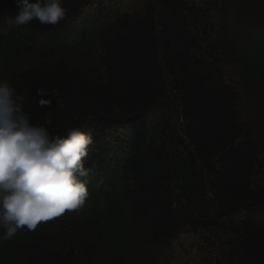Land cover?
I'll return each instance as SVG.
<instances>
[{"label":"trees","instance_id":"1","mask_svg":"<svg viewBox=\"0 0 264 264\" xmlns=\"http://www.w3.org/2000/svg\"><path fill=\"white\" fill-rule=\"evenodd\" d=\"M64 2L0 32V81L31 122L92 132L89 196L0 264H264V0Z\"/></svg>","mask_w":264,"mask_h":264},{"label":"clouds","instance_id":"2","mask_svg":"<svg viewBox=\"0 0 264 264\" xmlns=\"http://www.w3.org/2000/svg\"><path fill=\"white\" fill-rule=\"evenodd\" d=\"M18 11L8 15L0 32L38 20L57 25L65 19L64 0H15ZM47 90L38 89V95ZM22 98L7 81H0V241L11 240L21 229L35 231L42 222L65 211L83 208L89 196L92 168L85 160L94 145L91 131H49L52 123H33L22 111ZM41 98L39 104L47 106Z\"/></svg>","mask_w":264,"mask_h":264},{"label":"rangeland","instance_id":"3","mask_svg":"<svg viewBox=\"0 0 264 264\" xmlns=\"http://www.w3.org/2000/svg\"><path fill=\"white\" fill-rule=\"evenodd\" d=\"M261 40V39H260ZM188 243V241H186L185 243H184V246L186 245ZM177 253H178V255L179 254H184V252H183V249L181 248V247H177Z\"/></svg>","mask_w":264,"mask_h":264}]
</instances>
